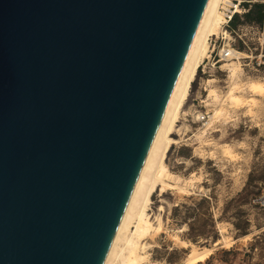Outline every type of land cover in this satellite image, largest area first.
<instances>
[{
    "label": "water",
    "instance_id": "1",
    "mask_svg": "<svg viewBox=\"0 0 264 264\" xmlns=\"http://www.w3.org/2000/svg\"><path fill=\"white\" fill-rule=\"evenodd\" d=\"M209 0H0V264H104Z\"/></svg>",
    "mask_w": 264,
    "mask_h": 264
},
{
    "label": "rangeland",
    "instance_id": "2",
    "mask_svg": "<svg viewBox=\"0 0 264 264\" xmlns=\"http://www.w3.org/2000/svg\"><path fill=\"white\" fill-rule=\"evenodd\" d=\"M255 3L264 0L244 4ZM243 15L236 33L219 34L216 51L231 42L248 56L240 59L244 81L264 82V21L245 22ZM209 43L211 48L215 44ZM225 62H206V73L198 69L172 135L178 142L166 157L173 178L166 180L165 188L157 186L148 208L153 227L143 240L148 245L144 264H183L194 247L212 249L197 264H264V205L254 202L264 191V96L244 93L241 103L226 99L232 120L215 122L205 141L198 137L214 113L204 101L205 81L214 78L215 86L226 93ZM176 236L187 248L175 244Z\"/></svg>",
    "mask_w": 264,
    "mask_h": 264
},
{
    "label": "bare ground",
    "instance_id": "3",
    "mask_svg": "<svg viewBox=\"0 0 264 264\" xmlns=\"http://www.w3.org/2000/svg\"><path fill=\"white\" fill-rule=\"evenodd\" d=\"M226 0H209L201 18L193 42L171 94L160 126L156 132L145 163L133 189L129 203L123 214L117 232L106 256L104 264H144L148 260L144 237L152 229L148 208L153 193L157 186L165 188L167 179L173 178L168 170L166 157L171 146L178 141L172 136L180 116L191 95V87L196 79L201 63L209 57L211 37L228 34L222 25L221 6ZM241 8L237 7V11ZM248 57L241 51L234 50L232 57L227 59L222 66L227 71L228 90L222 94L215 86L216 80L209 78L205 81L208 95L204 100L207 105L213 107V114L205 123V128L200 131L198 137L201 141L207 139L209 129L217 121H227L232 118L231 112L224 106L226 99L234 103L242 102V94L252 93L256 96H264V82L258 79L244 81V70L240 59ZM232 120V119H231ZM177 178V177H175ZM220 240L214 243L218 245ZM228 242V241H226ZM175 244L187 248L188 243L176 236ZM212 252L206 248L198 250L192 248L183 264H197L205 260Z\"/></svg>",
    "mask_w": 264,
    "mask_h": 264
},
{
    "label": "built area",
    "instance_id": "4",
    "mask_svg": "<svg viewBox=\"0 0 264 264\" xmlns=\"http://www.w3.org/2000/svg\"><path fill=\"white\" fill-rule=\"evenodd\" d=\"M250 0H226L223 2L222 6H221V11H222V25L225 29V31L227 33H229V35H233L234 33H236V29L235 28H231L230 24L231 21L233 19V17L236 14H244L246 12L249 11V9L251 8L252 4H244L245 2H248ZM237 7H240L241 10L237 11ZM211 41L214 40V43L209 57H207L204 62L201 63V68H202V72L206 73V67L208 65V63L205 65L206 62H213V65H216L218 62L227 60L229 58L232 57V52L235 50L232 43L229 42L227 45H225L220 51H216V44L219 40V37L216 36L215 39H210ZM231 41H234V38H232ZM208 114L203 115L202 119L204 120L206 118ZM254 202L256 204L259 205H264V191L261 195L257 196L254 200Z\"/></svg>",
    "mask_w": 264,
    "mask_h": 264
},
{
    "label": "trees",
    "instance_id": "5",
    "mask_svg": "<svg viewBox=\"0 0 264 264\" xmlns=\"http://www.w3.org/2000/svg\"><path fill=\"white\" fill-rule=\"evenodd\" d=\"M244 21L245 22H255L262 24L264 21V4L255 3L252 4L251 8L248 12L244 13ZM241 15L236 14L230 24L231 28H235L237 24L240 22Z\"/></svg>",
    "mask_w": 264,
    "mask_h": 264
}]
</instances>
